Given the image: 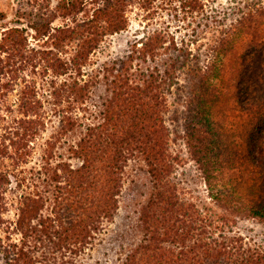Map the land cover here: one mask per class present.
Here are the masks:
<instances>
[{
  "label": "trees",
  "instance_id": "16d2710c",
  "mask_svg": "<svg viewBox=\"0 0 264 264\" xmlns=\"http://www.w3.org/2000/svg\"><path fill=\"white\" fill-rule=\"evenodd\" d=\"M48 9L66 20L54 26V15L30 26L42 41L38 48L23 27L0 35V111L7 93L25 82L22 116L0 133V264H66L84 252L118 210L133 157L146 162L153 188L142 207L143 238L122 264H264V248L227 234L230 215L202 210L179 192L166 123L173 112L209 197L231 215L264 222V0H59ZM131 9L142 13L141 23L148 21L146 30L102 69L109 94L72 148L82 163L43 165L53 215L42 214L50 196L23 194L16 222L21 243L6 242L1 230L11 173L4 163L25 162L46 126L37 83L27 72L54 75V104L65 108L58 132L74 129L79 116L70 113L86 102L94 83L91 56L105 37L129 27ZM163 11L191 34L178 40L171 26L156 22ZM233 120L247 122L246 128L236 131ZM228 175L235 180L225 182ZM38 244L48 249L39 254Z\"/></svg>",
  "mask_w": 264,
  "mask_h": 264
},
{
  "label": "rangeland",
  "instance_id": "374dc122",
  "mask_svg": "<svg viewBox=\"0 0 264 264\" xmlns=\"http://www.w3.org/2000/svg\"><path fill=\"white\" fill-rule=\"evenodd\" d=\"M59 0H0V35L1 32L15 26L27 29L29 36L28 43L31 47L38 48L42 43L35 40V32L30 26L43 19H52L54 15L58 18L53 22L54 26L62 25L66 20L57 14L49 12L48 7H54ZM141 12L137 9H131L129 12L130 25L126 30L105 37L104 41L91 56V64L87 69L92 70L94 74V83L91 87L90 95L83 105L74 109L70 114L79 116V124L74 129L58 132L60 110L65 108L55 106L54 102L58 100L51 94L52 86L49 84L54 76L52 73L45 74L39 68L37 74L29 73L30 78L36 81L39 98L44 103V116H46V126L41 134L30 143V155L25 162L15 164L13 160H6L10 176V184L7 185L8 192L6 201L8 210L4 214L7 219L6 225L2 228L1 234L6 242L10 239L21 243L22 234L16 231V222L20 213L21 196L26 193H35L37 191L50 196L42 214H52V194L47 193L50 186H47L44 179L43 165L50 162L53 166L59 162H68L73 167H78L82 162L78 159L72 148L77 142L82 127L91 122L92 118L98 116L100 106L109 94L106 79L102 76V69L111 60L127 54L130 44L143 35L145 21L141 23ZM167 11L161 12L163 17H159L156 22L162 25L171 26V30L177 35L178 40L191 34L190 29L179 28L183 26ZM84 13H80L79 18ZM21 25H17L18 22ZM187 34V35H186ZM70 47L69 49H71ZM63 56V55H62ZM69 56V55H68ZM97 75V76H96ZM63 76L56 78V83L60 84ZM25 85L24 79H21L5 96L0 111V133L4 131V124L11 122L12 118L22 116L20 111V100L22 90ZM175 98V95L172 99ZM59 99V98H58ZM59 104V103H58ZM55 108V109H54ZM181 116V114H178ZM91 118V119H89ZM90 121V122H89ZM235 123L236 131L246 128L247 122L232 121ZM166 123L170 130V151L175 158V171L173 181L179 187V192L185 198L194 201L202 210L210 212L228 214L231 216L230 223L227 224V234L231 236H243L247 238L254 246L264 248V222L257 218L246 216L237 217L231 215L223 207L216 204L209 195L202 173L195 161L190 157L188 147L185 143L184 132L181 123L174 121L173 112L166 116ZM241 153L246 155V146L243 142ZM248 164V159L242 158L240 165L242 168ZM1 165V164H0ZM236 177V176H235ZM23 179V180H21ZM21 180V181H20ZM235 178L228 175L225 182H233ZM153 188L151 176L146 162L138 157L128 160L123 172L121 192L118 196L119 208L111 220L105 219L100 224L94 238L88 247L80 255L72 257L66 264H122L129 253L141 242L143 238L141 212ZM37 223V220L34 222ZM10 238V239H9ZM9 239V240H8ZM36 250L39 254L46 251L48 247L38 244Z\"/></svg>",
  "mask_w": 264,
  "mask_h": 264
}]
</instances>
